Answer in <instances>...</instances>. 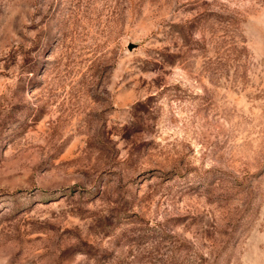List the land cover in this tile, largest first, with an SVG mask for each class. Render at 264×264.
<instances>
[{"label": "rangeland", "instance_id": "374dc122", "mask_svg": "<svg viewBox=\"0 0 264 264\" xmlns=\"http://www.w3.org/2000/svg\"><path fill=\"white\" fill-rule=\"evenodd\" d=\"M0 264H264V0H0Z\"/></svg>", "mask_w": 264, "mask_h": 264}]
</instances>
